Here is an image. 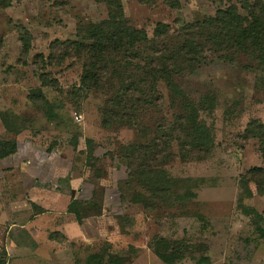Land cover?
Segmentation results:
<instances>
[{
  "label": "rangeland",
  "instance_id": "obj_1",
  "mask_svg": "<svg viewBox=\"0 0 264 264\" xmlns=\"http://www.w3.org/2000/svg\"><path fill=\"white\" fill-rule=\"evenodd\" d=\"M180 2L122 0L129 24L149 39L157 23L168 24L167 45L180 40L183 23L228 5ZM107 18L96 0L0 7V140L17 142L0 159V264H167L159 254L178 256L172 264H264V192L243 177L264 169L260 139L245 134L249 123L264 124V68L206 47L194 70L182 64L171 83L148 81L131 119L120 120L112 103L136 73L109 65L88 89L85 58L64 51L81 27ZM151 45L140 46L143 59ZM193 136L203 145L192 146ZM143 167L165 171L143 177L151 190L129 176ZM72 199L81 221L68 210Z\"/></svg>",
  "mask_w": 264,
  "mask_h": 264
},
{
  "label": "trees",
  "instance_id": "obj_2",
  "mask_svg": "<svg viewBox=\"0 0 264 264\" xmlns=\"http://www.w3.org/2000/svg\"><path fill=\"white\" fill-rule=\"evenodd\" d=\"M96 1L107 5L108 18L101 22H91L81 27L77 32L75 41L64 43V51L70 56L76 55L79 58H85L82 85L88 89L91 86H100L101 79L105 76L109 65L117 66L118 69L124 70L125 73L128 68H131V72L136 73V78L123 86L122 94L114 99L112 117L122 116L120 120L124 118L131 119L127 110L135 112L134 105L140 104V100L136 95H144L145 84L148 81L156 82L162 80L171 83L173 76L183 71L182 64H185V68L194 70L199 60L205 58L206 47L216 53H226L222 55L228 57L231 54L249 56L257 62L260 68H264V0L255 2L240 0L238 3L232 0H219L221 3L227 1L228 5L224 8H219L214 16L194 23H183L181 29L177 31L180 40L170 45H167L166 41L172 37L171 27L168 24L157 23L153 33L154 37L149 39L144 29H137L129 24L122 0ZM142 1L146 3L154 2V0ZM11 2L12 0H0V7L8 8ZM164 2L173 9L181 8L180 0H164ZM241 10L245 14H242ZM21 30L22 36L23 34L27 35L26 39L25 37L22 38L24 41V52L28 53L31 49L30 35L24 28ZM159 40L160 42H157ZM163 41L164 43H162ZM148 42H151L152 45L148 47V55L143 59V53H140L139 48ZM131 102L133 104L129 106ZM119 110L125 113L116 115V111L119 112ZM104 125L107 127L111 126L110 121L105 120ZM171 132V140L167 143L170 150H172L175 135L174 130H171ZM245 134L248 138L260 139L264 156V124L257 121L249 123ZM189 140H191L192 146L203 145L196 136L189 138ZM155 146L157 147L158 145ZM16 151V141L0 140V159L7 158L15 154ZM131 151L127 155L128 160L137 156L135 153L136 148H132ZM145 152L147 153L148 149ZM168 158L167 153L161 156L160 160L167 161L169 160ZM191 158L193 159L194 157ZM155 160H157L156 157L149 159V162ZM136 170L133 173L132 169L129 176L134 180L136 175V178H138L137 182L141 180L143 186L148 187L147 190H151L149 186L152 185V181L149 179L148 181L143 177H150V174H156L158 175L157 177L161 176L163 179V174L165 173L164 170L146 169L144 167L141 171ZM243 177L244 180L249 178L250 181L254 182L259 192H264V169L256 167ZM249 196H252L251 191L248 192ZM76 204V200L72 199L68 210L75 213L78 221H81L82 215L76 210ZM144 205L148 210L152 208L147 203H144ZM244 213L246 215L255 213L260 218L255 209H244ZM257 230L264 237L263 230L260 228ZM158 256L167 264H172L179 259L178 256L173 255L159 254Z\"/></svg>",
  "mask_w": 264,
  "mask_h": 264
}]
</instances>
